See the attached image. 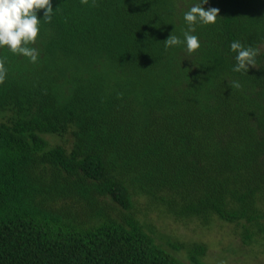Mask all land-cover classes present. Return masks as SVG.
<instances>
[{
    "label": "trees",
    "instance_id": "obj_1",
    "mask_svg": "<svg viewBox=\"0 0 264 264\" xmlns=\"http://www.w3.org/2000/svg\"><path fill=\"white\" fill-rule=\"evenodd\" d=\"M191 2L52 0L37 63L0 49V264H208L146 211L264 240V0H210L201 47L166 49Z\"/></svg>",
    "mask_w": 264,
    "mask_h": 264
},
{
    "label": "clouds",
    "instance_id": "obj_2",
    "mask_svg": "<svg viewBox=\"0 0 264 264\" xmlns=\"http://www.w3.org/2000/svg\"><path fill=\"white\" fill-rule=\"evenodd\" d=\"M55 11L52 0H0V49L6 48L14 55L27 58L30 63H37L39 51L30 45L38 37L41 22H51ZM220 12L221 9L213 6L210 0H192L182 15L186 27L181 35L174 34L173 30L162 42L164 47L167 49L183 46L187 53L195 52L201 47L196 26L216 24ZM228 48L234 54L232 71L247 72L249 66L255 62L257 50L244 45L238 39L231 40ZM6 72L5 59L0 57V83L4 82ZM229 83L233 88L241 86L239 80H231Z\"/></svg>",
    "mask_w": 264,
    "mask_h": 264
},
{
    "label": "rangeland",
    "instance_id": "obj_3",
    "mask_svg": "<svg viewBox=\"0 0 264 264\" xmlns=\"http://www.w3.org/2000/svg\"><path fill=\"white\" fill-rule=\"evenodd\" d=\"M147 218H155L158 230L171 233L181 240H197L208 245V255L205 262L208 264H264V240L256 237V243L246 245L240 239V228L233 225L214 222L210 229L201 228L200 224H175L167 218H160L157 213L147 212ZM263 245V246H262ZM262 246V247H261ZM232 247L235 251H227Z\"/></svg>",
    "mask_w": 264,
    "mask_h": 264
}]
</instances>
